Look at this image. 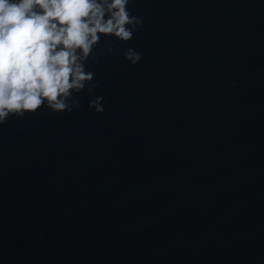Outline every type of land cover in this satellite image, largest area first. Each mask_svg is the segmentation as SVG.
I'll use <instances>...</instances> for the list:
<instances>
[{"label": "water", "instance_id": "water-1", "mask_svg": "<svg viewBox=\"0 0 264 264\" xmlns=\"http://www.w3.org/2000/svg\"><path fill=\"white\" fill-rule=\"evenodd\" d=\"M128 9L78 108L0 125V264H264V0Z\"/></svg>", "mask_w": 264, "mask_h": 264}, {"label": "clouds", "instance_id": "clouds-1", "mask_svg": "<svg viewBox=\"0 0 264 264\" xmlns=\"http://www.w3.org/2000/svg\"><path fill=\"white\" fill-rule=\"evenodd\" d=\"M129 2L0 0V125L45 106L56 113L78 108L74 93L99 86L86 63L97 59L93 49L101 34L127 42L143 23L130 13ZM125 58L135 65L142 56L130 47ZM102 100L97 97L89 107L104 112Z\"/></svg>", "mask_w": 264, "mask_h": 264}]
</instances>
